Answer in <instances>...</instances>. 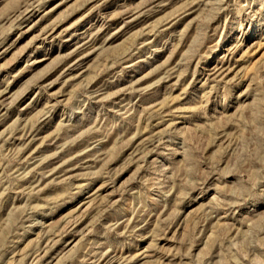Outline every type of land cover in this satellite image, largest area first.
Here are the masks:
<instances>
[{
  "label": "rangeland",
  "instance_id": "1",
  "mask_svg": "<svg viewBox=\"0 0 264 264\" xmlns=\"http://www.w3.org/2000/svg\"><path fill=\"white\" fill-rule=\"evenodd\" d=\"M0 264H264V0H0Z\"/></svg>",
  "mask_w": 264,
  "mask_h": 264
}]
</instances>
